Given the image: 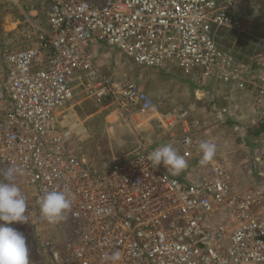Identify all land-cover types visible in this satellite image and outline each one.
<instances>
[{
    "label": "built area",
    "instance_id": "built-area-1",
    "mask_svg": "<svg viewBox=\"0 0 264 264\" xmlns=\"http://www.w3.org/2000/svg\"><path fill=\"white\" fill-rule=\"evenodd\" d=\"M263 2L49 0L44 23H22V45L0 42V172L22 169L15 180L30 190L43 221L39 201L46 192L64 191L72 200L55 223L61 243L44 246L49 264H111L105 258L114 252L118 264H264L261 182L233 180L217 164L198 165L205 169L199 182L180 179L147 160L155 149L147 142L95 167L73 154L76 136L62 115L79 88L130 124L157 113L136 83L119 86L95 64L93 43L141 69L178 71L197 91H253L262 110L264 79L220 49L214 35L220 29L249 34ZM158 121L168 129L180 124L187 159V112ZM259 155L253 158L258 174Z\"/></svg>",
    "mask_w": 264,
    "mask_h": 264
},
{
    "label": "rangeland",
    "instance_id": "rangeland-1",
    "mask_svg": "<svg viewBox=\"0 0 264 264\" xmlns=\"http://www.w3.org/2000/svg\"><path fill=\"white\" fill-rule=\"evenodd\" d=\"M33 4L37 6L38 14H45L49 0H0V38H8L7 33L12 31L14 23H23L27 15L33 17ZM214 36L220 49L233 55L238 62L255 68L257 54L264 44V17L256 22L249 34L220 29ZM14 43L17 46L22 45L20 40ZM100 50L99 55H94V60L98 62L103 56V61L97 63L102 67V71L111 76L119 86L128 82L137 83L153 99L157 105V113L142 114L135 123L130 124L124 122L111 109L87 100L83 94L76 91L74 98L64 109L67 121L77 125V130H74L76 138L71 146L75 156L84 158L99 168L102 164L128 154L143 142L149 143L155 149L170 144L181 155L179 144L183 135L182 127L178 123L169 129L160 127L158 120L162 114L185 111L189 118L190 129H187L192 136V146L190 156L186 159L188 166L175 176L180 179L189 177L188 180L199 182L205 169L197 166L203 168L217 164L226 166L233 180L262 182L257 179L258 171L253 169V158H256L254 155L261 147L260 141L254 136L259 127L252 126L258 100L253 91H197L191 81L178 71L166 74L164 71L141 69L127 61L116 50L102 47ZM223 107H228V114L221 115ZM246 110H250V113ZM202 142L216 145L214 157L203 165L200 163L202 152L199 149ZM3 179V172H0V181ZM14 182L20 191L26 194L28 220L23 224L14 223L7 226L14 227L25 235L29 248V264H49V253L44 246L49 241L60 244V230L55 224L40 219L34 200L32 202L30 198V190L21 180ZM262 187L264 188V185Z\"/></svg>",
    "mask_w": 264,
    "mask_h": 264
},
{
    "label": "clouds",
    "instance_id": "clouds-1",
    "mask_svg": "<svg viewBox=\"0 0 264 264\" xmlns=\"http://www.w3.org/2000/svg\"><path fill=\"white\" fill-rule=\"evenodd\" d=\"M202 152L200 163L207 164L215 155L216 145L202 142L199 145ZM147 160L154 167L161 164L173 175H178L188 165L186 159L179 155L170 144L157 147L151 151ZM22 169L10 166L3 172V181H0V264H29V248L25 235L11 225L23 224L28 220L26 215L28 205L20 188L14 182ZM41 216L49 223L55 224L64 218L65 212L71 209L72 200L64 191L51 190L46 192L39 201ZM119 252L106 257L111 264H118Z\"/></svg>",
    "mask_w": 264,
    "mask_h": 264
},
{
    "label": "crops",
    "instance_id": "crops-1",
    "mask_svg": "<svg viewBox=\"0 0 264 264\" xmlns=\"http://www.w3.org/2000/svg\"><path fill=\"white\" fill-rule=\"evenodd\" d=\"M6 1H10V2H13V0H6ZM50 5V4H49ZM49 7V6H48ZM48 10V9H47ZM46 10V12H47ZM45 14H38V9H37V6L35 4H33V17H31V15H27V18L30 19L31 21H33L34 23H44L45 22ZM29 16V17H28ZM261 17H264V2H263V5H262V8H261V11H260V15H254V19H253V23L254 25L256 24V22H258L260 20ZM32 18V19H31ZM22 23L21 22H16L14 23L12 26H13V29H11L12 31H9L7 33L8 38H0V41L2 42H16L18 41L19 39V33L21 32L22 30V27H21ZM6 28H9V27H6ZM2 35V34H1ZM100 46L96 45L95 43L92 44V52L94 53V55H99V53H101L100 51ZM95 50V51H94ZM103 56H101V58L99 59L98 62H96L95 60V64L98 66V64H100L103 60ZM110 62V61H108ZM256 62L255 63V72L260 75V79H264V53H259L257 54V59H256ZM98 63V64H97ZM100 67V69L102 68L101 66H98ZM102 70V69H101ZM137 84V83H136ZM138 85V84H137ZM141 88V87H140ZM142 89V88H141ZM76 91H79L81 94H82V91L81 89H77ZM145 91V90H144ZM88 100V99H87ZM255 108V107H254ZM256 110V109H254ZM247 112L250 113V110H246ZM257 111V110H256ZM65 112V110H64ZM64 112H63V116L67 117V115H64ZM245 116V115H244ZM247 117L249 116L246 115ZM253 119V124L252 126H258L259 127V134L257 136H255L256 138H258V140L260 141V144H261V147L259 148V159H260V164H261V170H260V175L258 174V178L260 181H262L261 183L264 185V108L259 111H257L256 113L254 112V115L252 117ZM65 125L69 126L70 129L75 133L74 130H77V125H75L74 123H69L67 120L66 122L64 123ZM255 128V127H253ZM76 135V134H75ZM76 138V137H75ZM260 177V178H259ZM258 180V181H259ZM257 181V180H256Z\"/></svg>",
    "mask_w": 264,
    "mask_h": 264
},
{
    "label": "trees",
    "instance_id": "trees-1",
    "mask_svg": "<svg viewBox=\"0 0 264 264\" xmlns=\"http://www.w3.org/2000/svg\"><path fill=\"white\" fill-rule=\"evenodd\" d=\"M259 53H264V44L261 46V50H259ZM259 134V130H256L254 132V136H257Z\"/></svg>",
    "mask_w": 264,
    "mask_h": 264
}]
</instances>
